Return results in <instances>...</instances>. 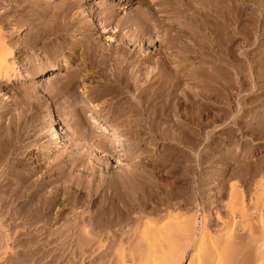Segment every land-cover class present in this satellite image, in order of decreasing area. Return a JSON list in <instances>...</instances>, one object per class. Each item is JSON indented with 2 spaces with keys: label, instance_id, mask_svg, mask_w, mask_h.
Returning a JSON list of instances; mask_svg holds the SVG:
<instances>
[{
  "label": "bare ground",
  "instance_id": "6f19581e",
  "mask_svg": "<svg viewBox=\"0 0 264 264\" xmlns=\"http://www.w3.org/2000/svg\"><path fill=\"white\" fill-rule=\"evenodd\" d=\"M37 1L33 0L31 1L32 3H29V0H26V16H31L36 11V8L39 7ZM81 1L83 0L71 1L67 4L64 3L66 5L62 4L63 6L56 7L54 16H52L54 17L53 20L55 22L53 27L51 28L49 26L47 28L43 27L44 29L40 28L38 35L33 40V43H37V41L42 42L46 37L48 38L50 35L53 36L58 34V32L62 31L63 33L73 29L76 22L79 21L78 17H80L81 22L84 20V17H88L90 19L88 27L85 28L86 34L84 35V39H86V46L88 48L87 51L90 52L91 56H96L95 53H97L96 49L98 48H96L93 36L99 26H102L101 30L105 33L106 30L109 29L108 34L111 30L112 32L117 33V35H120V33L126 29H128L127 32L132 30V33L124 34L123 36L129 39V43L133 42L134 44L135 42L143 41L148 43L154 35L159 36L161 29L166 27L165 37L161 40L158 58L147 55V57H142L140 60L137 59L135 61L136 64H134L135 71L133 72L135 76H133V73L128 75L127 69L130 66L127 67L129 63L126 64L129 60H135V57L130 55L128 57L126 56V59H124V57L121 61H115V65L111 68L114 81L107 83L106 89L110 91L113 84V88L115 87V84H118L120 87L122 86V88L119 87L120 91H115L117 94L119 93V96H121V93L124 90H127L129 92L126 93L133 94L134 92H137V96L141 98L140 100L133 102L129 97V99H126L124 102H120V108L122 109L118 114L120 117L125 118V121H122L124 124L126 123L127 125H130L128 126L130 131L133 126H138L139 124L137 129L140 127V131L132 128L136 137L134 138V136L131 135L134 139V141L132 140L134 143L130 146L133 147V150L135 151L133 152L132 149V152L126 151V143H121L120 136L116 134V130H113L112 134H109L107 128L97 121H93V123L97 125L99 134H101H98L99 136L97 135L98 138H106L108 135H112L113 137H110H112L111 140L114 141V143L111 141V145L115 144V149L116 147H120L122 150H125V153L128 152V155H131V159L132 155L142 150V147H145V150L147 149L146 143V146L140 145L141 141L144 142V139L146 138H148L146 141H148V144L150 145L156 144L161 139L162 142H167L170 149L172 148L174 151H183L184 147H186L184 144L185 136H188L187 133H190L191 128L189 129V127L182 121L177 122L174 120L172 122V119V125H170V123H168L170 121V115L169 113H166L167 105H165V103L167 104L168 101L175 98V95H177L179 91L182 96L186 97V95H188L185 89L186 87H183L187 85L188 80H190L192 76H194V78H198L199 80V90H201V94H195L194 97H201L200 113L203 120L208 123L213 110L218 111L216 114H220L218 115V118L221 124L213 127L217 133H221V136L229 133L232 137L234 127H230V122H228L230 119L233 125L239 128V134H254L256 132V127H254V124L251 123L255 120V118L252 119V108L247 109V106H251L253 102L248 105L247 101L241 100L238 106V112L240 113L242 111L240 115L236 116L232 110L236 104H232L234 103L232 101V95L234 94L231 92V89L235 88L237 90L240 87L238 79L235 78V71H232L233 57L236 55L234 50V41L236 39L235 35L237 34V31L232 28L236 23V21H233L232 16L233 11L236 9L237 2L240 3L239 1L242 0H136L137 3H139L144 9L138 10L136 15L130 16L123 21H117L115 16L116 11L107 9L106 7L103 8V10L92 14L93 10L84 9L83 5L80 3ZM133 1L134 0H127L126 5H132ZM251 1L252 0H249L248 2ZM101 2L103 3L104 1ZM253 3L260 6L264 10V0H258L256 2L253 1ZM29 7H31V9L28 11L27 9ZM73 10H77V12L71 15ZM40 13L44 15L46 10L41 11ZM76 14H78V17L74 18ZM94 15L96 18H100L98 21L95 20V23L93 21ZM165 22L168 23L166 24ZM150 29L153 31H150ZM152 32H155V34L152 35ZM4 38V34L0 31V86L11 84V82L15 79L16 73L21 72L19 68L22 67H18L15 63V59L18 58V51L15 50L14 47L6 44L4 42ZM106 38L108 41L112 40V36L110 35ZM186 39H188V41ZM63 45L64 43H61L58 47L63 48ZM120 51H122V49H119L116 54H119ZM50 53L53 54V56H56L58 51L55 49L50 51ZM190 54L202 56L204 58L202 59L206 61L208 68H201L193 75L189 74L188 68L183 66L179 60L181 57L183 58ZM103 62L104 61H102V63ZM102 63L101 65L104 66L105 64L103 63V65ZM31 65L32 64H30V66L26 65L25 70L28 71V74L26 73L27 75H25L27 77H29V74L32 72ZM67 65L68 64L65 63L62 69L59 66H53L52 74H55L56 71L60 69L62 71L68 70ZM44 66L45 65H42V67L39 68L33 76L39 77L44 72ZM153 68L157 69L156 76L159 75V78H155L156 80L152 81L155 77L153 76L151 79L149 78L145 81V87H140L139 83L141 78H143L146 74L147 76L152 74L151 71ZM52 74L51 76H53ZM56 76L57 75L53 76V78H56ZM73 79L74 77L71 75L68 76L66 86L71 85L73 83ZM94 90L95 89L90 90V94H94L96 91ZM1 92L2 91H0V93ZM85 93L87 92H84L83 94ZM105 93L101 92L96 95V97H100ZM116 93H114V95H116ZM119 96L118 99L121 98ZM211 102L213 103L211 104ZM160 103H162V105H159ZM80 107H82V105ZM98 108L99 107L97 105L91 102L85 103L81 109H83L82 113L90 112L98 116L99 111L101 110ZM246 119L250 120L246 121ZM45 120L50 122L48 123L52 128L50 136L53 139L52 142L57 144L62 140V138H64L61 133L62 130L56 127V122L53 120L51 114H49ZM86 123L87 122H84V124ZM244 123L248 125H243ZM83 126L82 124H79L78 127L81 129L77 130H81L79 137L77 136V138H79L77 143L80 141L82 149L77 148L81 151L86 150L87 152H84L83 155H81L82 153L77 155L79 158L71 159V161L69 158V166L64 165V163L63 166L61 164L42 168L39 165L37 169H35V167L31 171L28 169L29 164L26 163V166H24L23 161L19 158L23 155L24 145H21L20 143L19 145L16 141L15 142L17 144H13V140H10L9 134L8 136L5 134L9 139L0 138V220L5 217H8L14 222L17 220H25L24 223L12 224H14L13 226L16 228H18L19 225L26 226L25 228L27 233H30V231H46V233L49 234L50 232L52 235L54 232H57V234L64 232L67 233L66 236H68L69 233L67 239L70 238V240H63V237H59L54 240L52 239V241L44 240L42 245L50 246L55 243V245L63 249V251H65L68 247L75 248L80 251L78 252L79 255L76 252L78 256L82 258V256L84 257L88 255V258H91L90 260L92 263L103 260L101 264H128L130 262V258H127L129 261L127 262L124 257L126 252L124 251L125 253H123L122 247L126 242H129L128 246L131 245L130 242L132 239L125 236L131 232V234H135L131 235L133 237L135 236V239L136 236L139 237V240L141 239V241H138L137 239V242L135 243L132 241V244H138V248L136 246L135 248L133 246L134 244L131 245L129 247L131 252L134 253L135 250L137 251L138 249L140 251L141 249L143 250L140 254H137V252L139 253L140 251L133 254L134 256L131 261L133 264H182L187 257L191 258V260L192 258H195L196 264H264V216L263 214L258 213L262 207H264V175H262L264 169L261 166H258L257 168L259 169H257L256 173L251 176L250 181H253L256 176H260L258 181H253L251 184L254 187L253 189H255L254 193L256 191L255 198L253 200L254 202L252 201L253 203H251V206L245 204L244 186L239 184L230 185V192L232 195L231 199H229L231 200V204L229 203L230 205L228 206L229 219L224 221L223 225L226 226V230H223L222 228L221 232H228L231 235L229 234L226 236L217 233L218 236L216 237L213 234L215 236L214 237L209 233V231H206V225L204 224L205 226H201V229H199V231L201 230V233L198 234L200 238L197 239V233L195 232V229L197 231V227L195 225L198 226V223L196 219H193L194 221H192L190 214V216L187 215L188 218H186L184 214H178L175 216L176 214L173 215L171 212V209L174 206H171L169 200H167V202L163 201L164 204L161 203L163 200L162 198L159 197L162 200H158L157 191L159 188L158 186L160 185H157L154 181V178H156L154 176L156 175L151 174V172L155 173V170L154 172L151 171L152 169L150 167L152 164L149 167L148 165L137 161L139 164L134 166L133 163L132 166L130 165V169H123L122 174H117L119 176L114 175L116 174L114 173L111 176L114 175L116 177H111L107 180L101 179V177L98 178V176H96V164L90 165L88 160H91L92 157L98 160L99 158L101 160V158L106 157V153L110 150L108 148L109 142L107 143L104 140L106 142L104 143L102 140L103 142L100 141L99 145L94 146L93 143L90 142V139H97V132L95 131L96 133H92L89 130L90 128L85 129L86 127L84 128ZM201 132L204 133L205 137L212 135L211 132L206 131V129L203 131L201 128ZM190 134V136L194 137L195 146L200 141L201 133L200 131H196L193 133L191 132ZM109 138L108 140L110 141ZM128 140L130 141V139ZM167 144L164 143V145ZM111 145L109 143V146ZM28 147L29 146L26 144V150ZM139 152L137 154H139ZM140 154L144 155L141 152ZM169 154L170 153H168V155ZM172 154L173 153H171V155ZM168 155H166L168 160L165 158L167 164L172 161V157ZM198 156H196L198 157V160L196 158L195 159L197 160V165L199 167L198 174L200 179L203 171H201L203 163L200 155ZM135 160L136 159H134V161ZM139 160H141L140 157ZM54 163H56V161H54ZM163 164H165V162H163ZM175 164L178 166L177 163ZM181 164L183 165V163ZM158 166L159 165H157V167ZM25 167L26 170L24 169ZM145 167H148L147 170L150 168L151 172H148L149 170L146 171ZM79 168L80 170H78ZM183 173L185 174V172ZM60 182H62V185L61 187H58ZM181 183L179 182V184ZM200 187L201 186H199V188ZM200 194L201 190L199 189V195ZM167 197L168 196L165 198ZM184 197L186 196H183V198ZM183 200V205H180L181 208L188 205L186 204L188 201L187 198H184ZM74 214H78L80 217L78 216L79 218L76 217L75 220H72L71 215L74 216ZM220 220L222 219L220 218ZM1 224L4 223L2 222ZM129 224H132L131 227L134 225V227H132L134 229L131 228L129 232H126L127 230L125 229ZM1 226L2 225H0V227ZM13 226L10 228H13ZM4 228H6V226L4 227L3 225V228L1 227L0 229ZM219 235L221 236L219 237ZM59 236H61V234ZM204 237H211V241L209 240V245L210 243L211 245L208 247L207 251H204L205 253L203 251H201V253L200 250L205 248ZM60 238L62 240H60ZM32 239L33 240L30 241L31 244L40 243L36 237ZM129 239L131 241H129ZM195 239H197V243H195ZM139 242H142L143 245ZM105 243H108L105 247L106 249L109 247L113 249L115 247H119L117 249L118 252L121 253H118L120 258L117 257L118 255H115V257L118 258L116 259L113 255L117 261H114L112 256L111 257L113 259H111L109 254L104 255L106 250L103 252L101 249L104 245H106ZM124 249L126 250V247L123 248V250ZM115 251L116 250H114V252ZM128 256H132V254L130 255L129 252ZM82 259V261H85L84 258ZM191 260L189 262H193Z\"/></svg>",
  "mask_w": 264,
  "mask_h": 264
},
{
  "label": "rangeland",
  "instance_id": "374dc122",
  "mask_svg": "<svg viewBox=\"0 0 264 264\" xmlns=\"http://www.w3.org/2000/svg\"><path fill=\"white\" fill-rule=\"evenodd\" d=\"M31 1L29 0V3ZM71 1L78 0H38L37 2L39 7L36 8V11L31 16H26V0H0V31L4 34V42L10 45L11 47H14V49L18 51L19 54L18 58L15 59V63L16 65H18V67L22 66L21 68H19L21 72L16 73L15 79L11 82V84L0 86V91H2L0 93V138H10L11 141L13 140V144L17 142L18 144L20 143L21 145H24L23 155H21L19 158L21 159V161H23L24 166H26V163L29 164L28 169L31 171L35 167V169H37L39 165L42 168L61 164L63 166L64 163V165L69 166V158L71 161V159L79 158L77 157V155L81 153V155H83L84 152H87L86 150H79L82 149L80 141L79 143H77V140H79L77 136L79 137L81 131H77L78 129H81L78 127L79 124H82V126L84 125L83 127H86L85 129L90 128L89 130L92 133H94L95 131L97 132H95L97 137V139H95L96 141L94 140V138L90 139V142H92L94 146L99 145L100 141L103 142L104 140L107 143L109 142L110 145L112 144V142L114 143V141L111 140L113 137L112 135H110L112 137L108 135L106 138H98V136L101 134H99L97 125L93 123V121H97L105 128H107L109 134H112L113 130H116V134L120 136L121 143H126V151H135L133 150V147H131L134 143V139L132 136H134V138L136 137L135 133H133L132 128H135L136 130L139 124L138 126H133L130 131V128L128 127L130 125H127L126 123L124 124L122 121H125V118L120 117L118 114L122 109L120 108V104L126 99H129L130 97L133 102H136L141 98L137 96V92H134L133 94L126 93L129 92L127 90H124V93L122 92L121 96H119V93L117 94L116 92L117 90L120 91V88H122V86L120 87L118 84V86L115 84V87L113 88V84L111 92L110 90L106 89L107 83H110V81H114V78L112 77L113 72H111V68H113V66L115 65V61H121L124 57V59H126L130 55L135 57V60H129L126 63H129L127 67L130 66L127 69L129 71H127V73L128 75H131V73L135 71L134 64H136L135 61L137 59L140 60L142 57H147V55L154 58H158L161 40L163 37H165L166 33V27H163V29H161L160 31L159 36L154 35L155 32H152V35L154 36L148 43L143 41L144 43L135 42L134 44L133 42L129 43V39L123 36L124 34L132 33V30L127 32L128 29H126L122 31L120 35H117V33L112 32L111 30V32L108 34L109 29H107L105 33L103 30H101L102 26H99L93 36L96 48H98L96 49L97 53H95L96 56H91L90 52L87 51L88 48L86 46V39H84V35L86 34L85 28L88 27L90 19L88 17H84V20L81 22L80 17H78V14H76L74 18L78 17L79 21L76 22V25L73 29H70L67 32L63 33L62 31L58 32V34H55L53 36L50 35V37H46V40L44 39L42 42L37 41L38 44L33 43V40L38 35L40 28H47L49 26L51 28L53 27V24L55 22L53 20L54 17L52 16H54V11H56V7L66 5L68 2ZM101 1L104 2L102 3ZM248 1L249 0H242L239 1L240 3L237 2V10L235 9L233 11L232 17L233 21H236V23L235 25H233L232 28L237 31V34L235 35L236 39L234 41V50L236 55H234L233 57L232 71H235V78L238 79L240 87L237 90L233 88L231 89L232 91H230L234 94L232 95V101L234 102L232 104L236 105L234 106L235 108L233 107L232 110L234 111V114H236V116L240 115V113L242 112H238V106L241 100L247 101L248 105L249 103L253 102L251 106H247V109L252 108V119L255 118L253 122H251L252 120L250 121L254 124V127H256V132L254 134H239V128L237 126H234L230 119V121H228L230 122L229 125L231 128L234 127V133L232 135L233 138L231 137V135H229V133L221 136V133H217L213 128L214 126H218L219 124H221L218 118V115L220 114H216L218 111L213 110L211 116L209 117L208 123L204 121L200 113L201 97H194L195 94H201V90H199V80L198 78H194V76H192L191 79L188 80L187 85L183 87H186L185 89L188 94L186 95V97L182 96L179 91L177 95H175V98H173L171 101H166L167 104L165 102L164 103L165 105H167L166 110L168 112L166 111V113H169L170 115V121L168 123L172 125L171 119L172 122L174 120L177 122L182 121L189 127V129L191 128V131L189 130L190 133L200 131L201 136L199 143L194 146V137L190 136V133H187L188 136H185L184 140V144L186 145V147H184V150L174 151L172 148V150L170 149V146L167 144V142H162L161 139L156 144H148V141H146L148 140V138H146V136V139L142 138L145 141H141L140 143V145L143 146L145 145V143L147 145H145L147 148L146 150L145 147L141 146L142 150L140 152L144 155L140 154V152L138 151L139 154H137L138 152H136L134 155H132L131 159V155H128V152L125 153V150H122L120 147H116L115 149V144L109 146L108 143V148L111 151L109 150V152L106 153V157L101 158V160L100 158L98 160L92 157L91 160H88V163L90 165L96 164V176H98V178L101 177V179L104 180H107L111 177L119 176L117 174H122L123 169H130L133 163L134 166H136L137 164H139L138 162H140L144 163L145 165H148L149 167L152 164L150 168L153 172L155 170V173H152L150 171V168L148 169V171V167H145V169L146 171L151 172L152 175H156L154 176L156 177L154 178V181L157 185H160L158 186V195L156 194L158 200L161 201L163 199L161 202L162 204H164L163 201L167 202V200H169L171 206H174L171 209L173 215L176 214L175 216H177L178 214H184L186 218L191 215L190 217H192V221H194L193 219H196L198 223V226L195 225L197 227V231L195 229V232L197 233V239L200 238V236L198 235L199 233H201V230L199 231V229H201L200 227H203L205 225L206 231H209L211 235L214 234L216 237L218 236L217 233L226 236L230 234L224 231L221 232L222 228L223 230H226V226L223 224L226 219H229L228 206L231 204V200L229 199H231L232 195V193L230 192V185L239 184L241 186H244L243 189L245 193V204L251 206V203L254 202L253 200L255 198L256 193V191L254 193L255 189H253L254 187L251 184L253 183V181H258L260 178V176H256L253 181H250L251 176L256 173L257 169H259L257 168L258 166H261L264 169V10L260 6L253 3V1L256 2L258 0H252L251 2ZM80 3L81 5H83L84 9H92V14L94 12L103 10V8L105 7L107 9L114 10L116 11L115 16L117 21H123L130 16L136 15V12L138 10L144 9L139 3H137L136 0L132 2V5H126L127 0H83ZM30 9L31 7H29L27 10L29 11ZM44 10H46V13L42 15V13L40 12ZM76 12L77 10H73L71 15ZM99 19L100 18H96V16L94 15V23L95 20L98 21ZM165 23L167 24L168 22ZM150 31L153 30L150 29ZM108 35L112 36L111 41H108V39L106 38ZM188 39L186 40L188 41ZM61 43H64L63 48L58 47ZM55 49L56 51H58V53H56L57 55H54V57L53 54L50 53V51ZM119 49H122V51H120L119 54H116ZM193 55L190 54L186 56L188 59L186 57H181L179 60L183 64V66H186L188 68V73L192 75L194 73H197L201 68H208L206 61L203 60L204 58L202 56L195 54ZM102 61H104L103 63L105 65L102 63ZM65 63L68 64V70L62 71L61 69L64 67ZM101 63L104 66H102ZM30 64H32V72L30 71L32 74L30 73L29 77H27L26 75L28 74V71L25 69L26 65L30 66ZM42 65H45L44 69L46 71L43 69L44 72L39 76L40 78L37 76H33L35 72L42 67ZM53 66H59L61 69L56 71L55 74H52ZM151 73L152 74H149L148 76L146 74L145 76H143V78H141V81L139 83L140 87H145V81L149 78L151 79L153 76L155 77L154 79H152V81H155L157 78H159V75L156 76L157 69L153 68ZM51 74L53 76L57 75L56 78H53ZM70 75L74 77L73 83L69 86H66L67 77ZM133 76H135V74ZM86 88H89L90 90L95 89L99 92L97 91V93L94 90L95 93L90 94V90ZM104 91L107 93H105ZM82 92L87 93L83 94ZM101 92L105 93L106 95L104 94L100 97H96V95ZM114 93H116V95H114ZM117 95L121 97L120 99L122 101L118 99ZM134 96L137 98H135ZM91 102L101 109L99 111L98 116L90 112L82 113L83 109L81 108L83 107V105L85 103ZM212 103L213 102H211V104ZM81 105L82 107H80ZM159 105H162V103H160ZM170 106L172 107V109ZM49 114L52 115L53 120L56 122V127L62 130L61 133L64 137L57 144L52 142L53 139L50 136L52 128L51 125L48 124L50 122L45 120ZM82 120L87 123L84 124ZM249 120L250 119H246V121ZM243 125L248 124L244 123ZM139 128L137 130L140 131ZM201 128L203 131H205V129L208 132L210 131L211 134L214 135H211L213 138L211 136L205 137L204 133L201 132ZM5 134L7 136L9 134L10 137L8 138ZM227 135L230 137H228ZM108 138L110 139V141L108 140ZM122 138H124L125 140ZM128 139H130V141ZM105 141L104 143H106ZM164 143L167 145H164ZM26 144L30 147H28L27 150ZM181 151L185 154H183ZM168 153L170 154L168 155ZM171 153L173 154L171 155ZM197 154L200 155L203 163L201 166V171H203L202 175L200 176V179L198 174L199 167L197 165V160L199 156ZM166 155L172 157V163H168L171 165V167L166 163V159L168 160V157ZM138 156L141 160H139ZM134 159L136 160L134 161ZM54 161H56L57 164L54 163ZM163 162H165V164H163ZM180 162L183 163V165ZM175 163H177L178 166L180 164V166L178 167ZM155 164L159 165V168ZM181 167L183 168V172H185V174L182 172ZM24 169L26 170V167ZM78 170H80V168ZM112 174L116 176H111ZM262 175H264V171L262 172ZM179 182L181 184H179ZM61 185L62 182L58 184V187H61ZM182 186H184L185 188ZM199 186L201 187L199 188ZM183 188L185 189V192ZM199 189L201 190L202 195H199ZM176 195L179 197H177ZM166 196H168L167 198L169 199L165 198ZM183 196H186L184 198H187L189 202L187 201L186 203L185 201V203L188 205H186L184 208H181L180 205L182 206V201H184ZM159 197L162 199H160ZM258 213H261L264 216V207H262V209ZM78 216V214H74V216L71 215V219L75 220ZM220 218L222 220H220ZM0 221L4 223L1 224L2 222H0L2 228L3 225L4 227L6 226V228L0 229V264H101L103 262V260H99V262L96 261L92 263L90 260L91 258H88V255L84 257L82 256V258H84L85 260L82 261L83 259L78 256V252L80 251L75 248L70 247V249L68 247L69 249H65V252L63 251V249L56 246L55 243L51 244L50 246L42 245V242L44 240L52 241V239L54 240L59 237H63V240L67 239L69 233L68 236H66L67 233L64 232L60 233L61 236H59L60 234H57V232H54V234L52 235L49 232V236L46 231H30V233H27L25 228L26 226L19 225L18 228H16L15 226H13L14 224H12L24 223L25 220H17L16 222H14L8 217H5ZM129 225L125 229L127 230L126 232H129L130 229L134 227V225L131 227L132 224L130 225V227ZM12 226L13 228H10ZM133 234L134 233L131 234V232H129V234H126L125 236L131 238L132 241L135 243L137 242V239L139 237L136 236L135 239V236H131ZM220 236L221 235H219V237ZM35 237L40 241V243H33V245L30 241L33 240L32 238ZM211 237H204L205 248L201 249L200 252H204L205 250L207 251L208 247L211 245V243L209 245ZM62 239L60 238V240ZM68 239L70 240V238ZM197 239H195V243H197ZM129 241L131 240L129 239ZM132 241L130 242L131 245L134 244H132ZM138 241H141V239H138ZM126 243L125 244L127 246L125 244L124 245L127 251L125 249L123 250V248H125L124 245L122 247V251L123 253L126 252V255L124 257L126 258L127 262H129L127 258H130L129 263H132L131 261L134 256L133 254L140 250H135V252L133 251L134 253H132L131 249L129 248L131 245L128 246L129 242ZM139 243L143 245L142 242ZM105 244L106 245H104L101 249L103 252L106 250L104 252V255L109 254L110 258L113 259L115 255H118V253H120L117 249L119 247H115L116 249L110 247L106 249L105 247L108 243ZM137 245L134 244L133 246H136L138 248ZM114 250H116L115 252L117 254L114 252ZM141 251L143 250L141 249ZM141 251L139 253L137 252V254H140ZM76 252L78 253V255ZM129 252L130 255L132 254V256H128ZM77 256L80 258H78ZM85 257H87L88 259ZM117 257L120 258L119 255ZM115 258L113 260L117 261L116 259L118 258ZM190 260L191 258L187 257L182 264H196L195 258H192L191 261L193 262H189Z\"/></svg>",
  "mask_w": 264,
  "mask_h": 264
}]
</instances>
